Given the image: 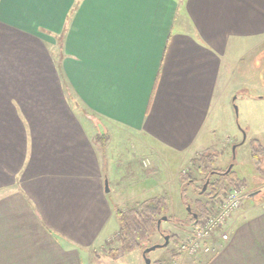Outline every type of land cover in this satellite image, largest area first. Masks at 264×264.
<instances>
[{"label": "crops", "instance_id": "1", "mask_svg": "<svg viewBox=\"0 0 264 264\" xmlns=\"http://www.w3.org/2000/svg\"><path fill=\"white\" fill-rule=\"evenodd\" d=\"M255 48L264 0H0V264H90L110 238L105 155L79 105L104 133L186 155ZM227 223L199 264H264V210Z\"/></svg>", "mask_w": 264, "mask_h": 264}, {"label": "rangeland", "instance_id": "2", "mask_svg": "<svg viewBox=\"0 0 264 264\" xmlns=\"http://www.w3.org/2000/svg\"><path fill=\"white\" fill-rule=\"evenodd\" d=\"M247 54L243 67L237 71H234L232 67L230 71L232 82L228 89L234 88L232 89L233 94L226 102L216 107V112L213 114L212 131L207 136L209 140L206 146L197 151L194 150L186 155L171 150L160 151L150 146L151 144L145 143L140 135L114 131L113 127L117 126L106 123L110 134L106 133L103 161L110 189L107 192L109 201L114 207L125 208L155 195H166L169 204L166 215L170 220L167 218V220L161 221L159 232L155 233L150 240L143 242L141 249L125 252L122 256L116 257L115 248L119 244L117 241H113L112 237L117 232L119 225L113 215L111 224L107 227V235L110 238L101 247L91 249L90 264H144L142 257L144 248L163 243V235L172 236L166 246L155 248L147 253L151 264L155 261L160 264H199L200 261H203L198 260L199 256L204 254L203 250L192 255L184 252H180V256L173 254L177 252L179 242L191 234V225L183 223L187 216V206L190 211H194L197 199L206 200L202 194L194 190L204 184L202 183L204 176L197 169L196 159L206 151L217 152L218 157L215 164L218 168L226 169V172L231 167L232 172L224 180L236 181L210 202L209 209H215L218 205V198L222 196L223 192L233 187L239 188L242 194L239 207L225 219L219 228H215L209 237V251L212 249L211 241L214 235L221 238L223 233L227 234L229 231L227 221L235 212L242 207L264 210V160L261 162V170L257 169L251 160L248 144L249 139L253 136L259 138L262 144L264 143V137L251 133L253 125L261 123L264 125V52L255 48ZM236 78H243V81L238 85ZM253 97H256L257 101L252 99ZM77 110L81 114L83 113L84 117H90L89 120L88 118L86 120L87 125L92 127L95 134L99 128L104 131V126L98 118L89 114L81 105ZM117 132L123 136L116 135ZM243 135H245V140H243ZM234 145L236 147L233 155ZM183 172L194 182L182 186L179 182V174ZM216 177L218 175L214 174L209 179L212 181ZM182 187L186 190L184 200L180 193ZM207 191L206 187L204 192ZM252 192L257 193L253 197H249Z\"/></svg>", "mask_w": 264, "mask_h": 264}, {"label": "trees", "instance_id": "3", "mask_svg": "<svg viewBox=\"0 0 264 264\" xmlns=\"http://www.w3.org/2000/svg\"><path fill=\"white\" fill-rule=\"evenodd\" d=\"M106 140V133L96 132L95 141L99 143L103 155ZM248 144L250 147L251 160L254 166L261 170V162L264 160V144L254 138L249 139ZM217 157V152L206 151L196 159L198 162L197 169L199 173L204 176L202 178V183L208 180V191L200 193L202 185L194 189L199 194H202L206 200L201 201L197 199L195 201V210L187 212V216L183 222L185 224L191 226L196 225L207 216L210 212V202L217 198L225 188L236 182L232 179L228 181L224 180L232 170L230 169L228 172H225L226 169L218 168L215 164ZM214 174L218 175V177L210 181L209 177ZM179 182L183 186L194 181L183 172L179 174ZM180 193L182 200H184L186 197V190L184 187L181 188ZM168 210V197L161 194L135 202L133 205L125 208L114 207L115 216L119 225L117 232L112 237L113 241H117L119 244L115 248V256L120 257L125 252L141 249L143 247V242L150 240L155 233L159 232L157 220L166 215ZM194 213L196 216H193ZM167 218L170 220L169 216H167ZM173 255L180 256L179 252ZM152 264L160 263L155 261Z\"/></svg>", "mask_w": 264, "mask_h": 264}, {"label": "built area", "instance_id": "4", "mask_svg": "<svg viewBox=\"0 0 264 264\" xmlns=\"http://www.w3.org/2000/svg\"><path fill=\"white\" fill-rule=\"evenodd\" d=\"M242 199L239 188L233 187L218 198V205L212 208L210 213L200 220L196 225L191 226V234L177 246V252L186 254H195L200 250L208 252L210 249V239L215 228H219L229 215L236 210ZM222 239L227 238V234L223 233Z\"/></svg>", "mask_w": 264, "mask_h": 264}, {"label": "water", "instance_id": "5", "mask_svg": "<svg viewBox=\"0 0 264 264\" xmlns=\"http://www.w3.org/2000/svg\"><path fill=\"white\" fill-rule=\"evenodd\" d=\"M235 109H236V107H235ZM97 126H99V125H97ZM99 132H100V133H104V131H103L101 128H99ZM243 137H244L243 140H245V135H243ZM235 147H236V145H234L233 148H232L233 155H234V148H235ZM230 168H231V167H229V168L227 169V171H228ZM227 171H226V172H227ZM207 184H208V180L203 184L202 189L200 190V193L204 192L205 188L207 187ZM104 188H105V191H107V192L109 191L108 181H107L106 178L104 179ZM256 193H257V192H252V193H250V194H249V197H253ZM187 212H191L189 206H187ZM193 216H196V214L194 213ZM163 220H167V216H166V215L162 216L160 219L157 220V227H158V228H159V226H160L161 221H163ZM168 242H169V235H165V236H164V241H163V243H161V244H155V245H152V246H150V247L144 248V250H143V252H142V257H143V259H144V264H151V260H150V258L147 257V253H148V252L154 250L155 248L166 246V245L168 244Z\"/></svg>", "mask_w": 264, "mask_h": 264}, {"label": "flooded vegetation", "instance_id": "6", "mask_svg": "<svg viewBox=\"0 0 264 264\" xmlns=\"http://www.w3.org/2000/svg\"><path fill=\"white\" fill-rule=\"evenodd\" d=\"M165 235H163L162 237L164 238ZM169 240H170V236H169Z\"/></svg>", "mask_w": 264, "mask_h": 264}]
</instances>
